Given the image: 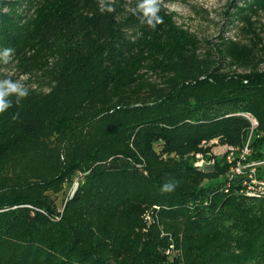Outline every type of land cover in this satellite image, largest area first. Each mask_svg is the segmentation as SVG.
<instances>
[{
    "label": "trees",
    "instance_id": "trees-1",
    "mask_svg": "<svg viewBox=\"0 0 264 264\" xmlns=\"http://www.w3.org/2000/svg\"><path fill=\"white\" fill-rule=\"evenodd\" d=\"M137 2L0 0V51L47 88L0 114V264H264V199L226 162L247 141L264 162V0L231 5L255 41L202 52L163 3L152 30Z\"/></svg>",
    "mask_w": 264,
    "mask_h": 264
},
{
    "label": "rangeland",
    "instance_id": "rangeland-1",
    "mask_svg": "<svg viewBox=\"0 0 264 264\" xmlns=\"http://www.w3.org/2000/svg\"><path fill=\"white\" fill-rule=\"evenodd\" d=\"M162 3L169 12L176 14L175 21L177 25L183 27V29H187L197 37L201 43V52L209 45L219 43L220 38L241 44H249L255 41L252 35H247L240 31L239 22L234 21L231 24L232 19L230 15L234 11L231 8L233 0H162ZM253 21L256 23V33L264 40V14H259ZM51 63L52 60H49V64ZM221 68L223 71L242 72V70L235 67L229 68L226 64H221ZM260 69L264 70V65H261ZM3 78L22 80L28 89L47 90L46 79L41 73H35L33 75L23 74L19 62L16 60H12L8 64L0 62V79ZM160 148V142L154 144L156 151H159ZM203 148H210L212 155L217 157H220L225 152V149L216 145V142L203 145ZM201 159L204 163H207L206 159L202 156ZM196 163L199 164V160L196 159ZM261 167L259 172L264 175V165H261ZM201 168L203 171L211 170L209 167L204 166V164H202ZM75 186L76 181L71 183V185H67L65 193L71 194ZM61 199L62 197L58 198V206H60Z\"/></svg>",
    "mask_w": 264,
    "mask_h": 264
},
{
    "label": "clouds",
    "instance_id": "clouds-1",
    "mask_svg": "<svg viewBox=\"0 0 264 264\" xmlns=\"http://www.w3.org/2000/svg\"><path fill=\"white\" fill-rule=\"evenodd\" d=\"M162 0H138L133 14L137 15V19L141 24L147 25L150 29L155 30L157 25L164 22L161 12ZM102 6H106L107 11H112L110 4L105 5V0H101ZM15 49L6 47L0 51V62L8 64L12 61ZM29 94L28 88L22 80H13L11 78L0 79V114H3L9 108L13 107V103L19 105L23 99ZM12 97H15L13 102ZM15 119V117H14ZM175 184H164L161 188L162 192H172Z\"/></svg>",
    "mask_w": 264,
    "mask_h": 264
},
{
    "label": "built area",
    "instance_id": "built-area-1",
    "mask_svg": "<svg viewBox=\"0 0 264 264\" xmlns=\"http://www.w3.org/2000/svg\"><path fill=\"white\" fill-rule=\"evenodd\" d=\"M251 121L253 124H255L253 120ZM226 151H228L226 162L232 165L230 169L231 176H245V180L242 184L240 193L247 198L256 200L264 199V175L258 174V169L259 167H261V165H264V162L254 163L247 161V158L249 156L248 141L241 150L238 159L234 158L233 149L230 148ZM195 158L199 160V164H195L198 169L203 170L201 168L202 164H204V166L206 167H209L210 169L213 168V162L204 163L201 159V155H196ZM75 188L73 189V191L75 190Z\"/></svg>",
    "mask_w": 264,
    "mask_h": 264
},
{
    "label": "crops",
    "instance_id": "crops-1",
    "mask_svg": "<svg viewBox=\"0 0 264 264\" xmlns=\"http://www.w3.org/2000/svg\"><path fill=\"white\" fill-rule=\"evenodd\" d=\"M221 148L225 149L224 147H221Z\"/></svg>",
    "mask_w": 264,
    "mask_h": 264
}]
</instances>
